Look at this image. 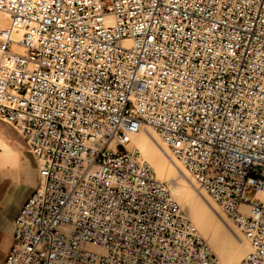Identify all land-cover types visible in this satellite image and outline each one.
I'll list each match as a JSON object with an SVG mask.
<instances>
[{"label":"built area","instance_id":"obj_1","mask_svg":"<svg viewBox=\"0 0 264 264\" xmlns=\"http://www.w3.org/2000/svg\"><path fill=\"white\" fill-rule=\"evenodd\" d=\"M0 120L38 169L0 264H219L146 128L264 264V0H0Z\"/></svg>","mask_w":264,"mask_h":264},{"label":"bare ground","instance_id":"obj_2","mask_svg":"<svg viewBox=\"0 0 264 264\" xmlns=\"http://www.w3.org/2000/svg\"><path fill=\"white\" fill-rule=\"evenodd\" d=\"M142 132L144 131L141 130L137 134L132 135L130 145L140 153L142 158L147 159L153 165L159 179H168L173 176L176 173V168L179 166V163H177L178 161L176 159L177 162L169 161L164 154L166 145L153 130L148 131V133ZM183 173L186 178H191V175L188 172L183 171ZM194 183L199 187L195 181ZM198 187L197 189L200 188ZM192 188L189 184L182 182L173 189V194L175 197L177 196V199L193 225L207 240L210 246L218 252V263L238 264L250 251L248 240L242 235L243 237L240 239V243H238L239 245L234 247L233 253H220V249L227 244H233L232 234L230 235L223 226V223L225 224V220L227 221V219L225 217L218 218L213 213L212 210L215 211L218 208L220 209V207L203 189L200 188L201 190H199L200 195L202 196V198H199L196 196L197 190H193ZM195 191L196 193H194Z\"/></svg>","mask_w":264,"mask_h":264},{"label":"crops","instance_id":"obj_3","mask_svg":"<svg viewBox=\"0 0 264 264\" xmlns=\"http://www.w3.org/2000/svg\"><path fill=\"white\" fill-rule=\"evenodd\" d=\"M37 182V165L27 149L0 151V257L11 240L12 221Z\"/></svg>","mask_w":264,"mask_h":264},{"label":"rangeland","instance_id":"obj_4","mask_svg":"<svg viewBox=\"0 0 264 264\" xmlns=\"http://www.w3.org/2000/svg\"><path fill=\"white\" fill-rule=\"evenodd\" d=\"M142 131H144V132H142V133H148V131H152L151 129H149V128H146V129H143ZM15 146H18V147H21V148H23V149H27V146H26V144L24 143V140H23V138H22V136L13 128V126H11V125H9V124H7V123H5V122H3V121H1L0 120V151H3V152H11L13 149H14V147ZM3 147V148H2ZM5 147V148H4ZM165 147V146H164ZM165 156L169 159V161H175V162H177L176 160H175V158L173 157V155L170 153V151L165 147ZM168 155H169V157H168ZM146 162H148L151 166H152V168H153V170H154V172H155V174H156V177L158 178V176H157V173H156V171H155V169H154V167H153V165L147 160V159H145V158H143ZM177 163H179V162H177ZM183 171H185L183 168H182V166L180 165V163H179V166L176 168V173L173 175V176H171V177H169L168 179H159V180H161V181H163V182H165L167 185H168V187H169V189L172 191V194H173V189H175L180 183H182V182H184V183H186V184H189L190 186H191V188L193 189V190H197V193H196V191L194 192V193H196L195 195L197 196V197H201L202 198V196L200 195V191L199 190H201L195 183H194V180L192 179V177L191 178H186L185 176H184V173H183ZM183 174V175H182ZM193 183V184H191V183ZM197 187L199 188V189H197ZM199 191V192H198ZM173 197L175 198V200L178 202V204L181 206V204H180V202H179V200L177 199V196L175 197V195L173 194ZM182 207V206H181ZM183 209V208H182ZM219 209V208H218ZM212 210L213 211V213L218 217V218H223V217H225L223 214H222V212H221V210L219 209V210ZM184 210V209H183ZM185 211V210H184ZM185 214H186V212H185ZM186 216H187V214H186ZM187 218H188V216H187ZM226 218V217H225ZM189 219V218H188ZM227 219V221L225 220V224L223 223V226L226 228V230L228 231V233L231 235V236H233V244L231 245V243H229V244H227L225 247H223L222 249H220V253H225V254H231V253H233V251H234V247L235 246H237V245H239L238 243H240V239L243 237L242 236V234L241 233H239L238 232V230L236 229V227L234 226V224L228 219V218H226ZM189 221L192 223V221L189 219ZM193 224V223H192ZM194 226V225H193ZM195 227V226H194ZM196 228V227H195ZM197 229V228H196ZM197 231H198V229H197ZM198 233L200 234V236L204 239V241L207 243V245L209 246V248H210V250H211V252L214 254V256L217 258V260H218V262H219V258H218V252H216L211 246H210V244L207 242V240L202 236V234L198 231ZM235 234V235H234ZM10 244H11V240L9 241V243H8V245H7V247H6V250H5V252L8 250V248L10 247ZM5 252H4V254H5ZM4 254H3V256H4ZM3 256H1L0 257V263L2 262V260H3Z\"/></svg>","mask_w":264,"mask_h":264}]
</instances>
